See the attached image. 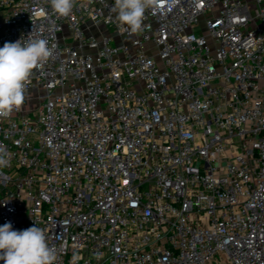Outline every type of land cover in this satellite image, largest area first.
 I'll use <instances>...</instances> for the list:
<instances>
[{
  "label": "built area",
  "instance_id": "obj_1",
  "mask_svg": "<svg viewBox=\"0 0 264 264\" xmlns=\"http://www.w3.org/2000/svg\"><path fill=\"white\" fill-rule=\"evenodd\" d=\"M114 4L0 0V47H53L0 118V226L55 264H264V0Z\"/></svg>",
  "mask_w": 264,
  "mask_h": 264
},
{
  "label": "clouds",
  "instance_id": "obj_2",
  "mask_svg": "<svg viewBox=\"0 0 264 264\" xmlns=\"http://www.w3.org/2000/svg\"><path fill=\"white\" fill-rule=\"evenodd\" d=\"M160 0H115L112 12L132 32L141 30L146 9L159 6ZM53 11L67 17L75 0H50ZM23 41V42H22ZM53 54L45 38H27L5 42L0 47V118L11 117L26 102V83L34 69L40 68ZM9 166L7 153L0 147V169ZM0 261L3 264H55L56 252L47 243L43 230L35 224L14 230L11 222L0 226Z\"/></svg>",
  "mask_w": 264,
  "mask_h": 264
},
{
  "label": "rangeland",
  "instance_id": "obj_3",
  "mask_svg": "<svg viewBox=\"0 0 264 264\" xmlns=\"http://www.w3.org/2000/svg\"><path fill=\"white\" fill-rule=\"evenodd\" d=\"M115 1V0H114ZM42 94V92H39V94L37 95V93H34V95L36 96H39V95H41Z\"/></svg>",
  "mask_w": 264,
  "mask_h": 264
}]
</instances>
